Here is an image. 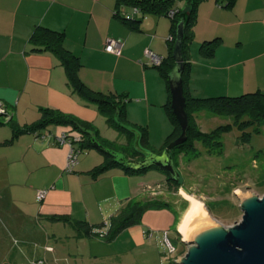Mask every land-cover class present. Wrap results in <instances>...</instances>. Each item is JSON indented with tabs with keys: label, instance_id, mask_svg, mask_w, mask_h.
<instances>
[{
	"label": "crops",
	"instance_id": "obj_1",
	"mask_svg": "<svg viewBox=\"0 0 264 264\" xmlns=\"http://www.w3.org/2000/svg\"><path fill=\"white\" fill-rule=\"evenodd\" d=\"M229 2L203 0L198 6L189 47L188 89L195 97L264 90V0ZM184 6L183 2L180 7ZM135 18L140 19L137 28L118 17L116 0H0V103L4 109L0 114V187L23 215L53 225L64 223L76 231L67 219L85 221L100 235L111 230L112 217L130 203L159 196L163 189L158 188L165 184L169 189L166 175L159 177L157 169L158 173L150 169L129 174L114 166L93 175L105 157L84 147L81 154L89 151L81 158L80 154L74 171L65 172L68 146L59 144L56 137L62 133L82 137L78 131L53 124L15 136L9 121L21 127L31 124L41 117V108L49 107L89 123L112 141L106 116L96 103L72 91L58 57L34 49L30 38L43 26L64 33L65 47L79 58L81 80L121 101L129 124L144 131L147 146L163 149L174 131L167 109L171 92L162 70L149 64L145 50L169 56L172 19L141 13ZM109 38L122 43L121 54L105 50ZM215 38L220 41L214 53H202L203 42ZM200 112L195 113L196 120ZM155 174L157 178L152 177ZM40 189L47 190L42 201L36 196ZM141 218L114 240L126 236L135 247L150 250L156 235H168L173 227L181 233L183 217L176 218L171 208H150ZM107 242L112 244V239Z\"/></svg>",
	"mask_w": 264,
	"mask_h": 264
},
{
	"label": "rangeland",
	"instance_id": "obj_2",
	"mask_svg": "<svg viewBox=\"0 0 264 264\" xmlns=\"http://www.w3.org/2000/svg\"><path fill=\"white\" fill-rule=\"evenodd\" d=\"M177 2L182 5L184 1ZM196 121L202 131L208 133L220 126H229L219 137L220 150H211L203 141H196V157L191 160V154L175 157L181 189H168L165 184L158 188L163 192L151 199L167 202L176 218L179 214L183 217L190 205L186 190L203 203L212 219L229 227L242 218L238 192L264 196V124L241 127L234 116L206 109L201 110ZM126 142L125 135L112 127V143L124 145ZM145 148L154 153L163 151ZM160 173L166 175L159 170V177ZM155 175L152 177L157 178ZM3 192L0 187V264H177L176 259L187 252L188 241L183 240L184 236L174 227L168 232L174 249L167 243L165 233L155 236L150 250L135 247L126 236L108 244L101 234L82 238L84 236L64 223L53 225L27 213L23 215L10 194L3 196ZM150 208L156 207H146L144 212Z\"/></svg>",
	"mask_w": 264,
	"mask_h": 264
},
{
	"label": "trees",
	"instance_id": "obj_3",
	"mask_svg": "<svg viewBox=\"0 0 264 264\" xmlns=\"http://www.w3.org/2000/svg\"><path fill=\"white\" fill-rule=\"evenodd\" d=\"M177 1L178 0H116V15L128 22L133 28H137L140 19L135 18L136 14L133 13L134 8L139 9L140 13L143 15L156 14L168 17H170V10H176L175 15L170 17L172 19L170 54L164 59L160 66H157L162 70L163 75L169 82V73L176 65L173 58V47L179 18L183 13L188 12L183 47L185 67L182 78L183 92L186 99V110L189 115L190 125L187 131V140L182 144L173 147L171 149V153L174 160L177 155L191 154V157L189 158L191 160L198 155L195 146L196 141H203L211 150H220L221 142L219 141V137L223 131L229 128V126H220L212 132H204L195 119V113L206 109L216 114L234 116L236 118V122L241 127L252 123L261 126L264 124V90H257L239 96H215L206 98L195 97L189 92L188 80L189 70L191 67V63L189 61V47L194 38L192 26L197 17L198 6L203 0H181L185 3L184 7H180ZM233 2L234 0H230L229 4H232ZM128 11H131V13H128ZM30 41L34 45V49L36 51H51L58 57L62 65L65 67L68 82L72 91L84 100L96 103L100 112L106 116L108 124L120 133L124 134L127 138V142L124 145L112 143V141L103 138L99 131L93 128L89 123L80 120L72 114L49 107L41 108L42 114L37 121L22 127L15 123L14 120L10 119L9 121L12 122L14 127L15 136L24 132L38 131L53 124L70 126L73 130L78 131L82 135L83 138L79 143L81 148L95 149L102 153L105 157V161L93 169V175H97L114 166H120L129 174H141L149 171L150 169L160 170L156 166L140 169L131 168L118 159V155H116L118 153H122L127 158H142V154L134 146L136 138L135 130L140 133V142L144 148L148 147L145 139V133L140 127L129 124L125 117L121 101L117 100L113 97V95L102 94L91 89L81 80L79 76V58L76 54L65 47L64 33L47 27L38 26L33 32ZM219 41V38L204 41L201 45L202 53L205 55H212L214 53L215 46L219 43ZM167 109L174 123V131L163 150L172 141L177 139L182 131L181 126L173 112L171 100L167 105ZM244 117H246V119H243ZM166 179L169 184V188H175L177 191L181 189V181L177 182L173 180L167 173ZM152 206L164 208L167 207V202L151 198L148 201L141 200L138 202H132L126 208L121 210L118 215L112 217L111 230L101 235L107 240H113L122 229L130 225L137 224L145 208ZM67 221L71 222L75 226L79 236L99 235V233L94 231L93 227L88 225L85 221H71L70 219H67ZM178 234L180 235L179 232ZM181 242L184 243V241Z\"/></svg>",
	"mask_w": 264,
	"mask_h": 264
},
{
	"label": "water",
	"instance_id": "obj_4",
	"mask_svg": "<svg viewBox=\"0 0 264 264\" xmlns=\"http://www.w3.org/2000/svg\"><path fill=\"white\" fill-rule=\"evenodd\" d=\"M187 16L188 12H185L179 18L173 47L176 65L169 73L171 106L181 126V134L161 153H154L141 145L140 133L135 130L134 146L143 157L132 159L122 153L116 154L119 160L131 168L156 166L177 182L181 181V176L171 149L187 140L190 125L182 78L185 67L183 47ZM2 113L4 109L0 103V114ZM237 195L243 214L240 221L229 227L212 219L204 205L190 196L196 201V206L184 227L183 240L188 241V248L184 255L176 259L177 264H264V196L241 191Z\"/></svg>",
	"mask_w": 264,
	"mask_h": 264
},
{
	"label": "built area",
	"instance_id": "obj_5",
	"mask_svg": "<svg viewBox=\"0 0 264 264\" xmlns=\"http://www.w3.org/2000/svg\"><path fill=\"white\" fill-rule=\"evenodd\" d=\"M133 13L137 14V13H140V11L139 9L134 8ZM175 13H176V10H170L169 12L170 17L174 16ZM171 39H172V36H170V40ZM105 50L119 55L121 54L122 43L119 40L109 38L106 40ZM145 56L148 58L149 64L152 66H156V67L160 66L165 59L163 56L158 55L157 53H155L154 51L150 49L145 50ZM7 119H9V117H7ZM56 140L59 144L68 146V155H67V161L64 167V171L69 172V173L73 172L74 168L78 164L79 156L82 152V149L79 146V143L82 140V137L80 135H78L77 137V135L62 133L60 135H57ZM46 194H47L46 189L38 190L37 195H36L37 200L42 201L46 197ZM165 238H166L167 243L171 246L172 244L170 242V239L168 238L167 233H165ZM171 248L174 249V247L172 246Z\"/></svg>",
	"mask_w": 264,
	"mask_h": 264
},
{
	"label": "bare ground",
	"instance_id": "obj_6",
	"mask_svg": "<svg viewBox=\"0 0 264 264\" xmlns=\"http://www.w3.org/2000/svg\"><path fill=\"white\" fill-rule=\"evenodd\" d=\"M185 195L187 196V198L189 199V201H190V205H189V208H188V210L186 211V213H185V215L183 216V218H182V221H181V223H180V226H179V230H180V232L182 233V235L184 236V227H185V223H186V220H187V218H188V216L190 215V213L194 210V208H195V206H196V201H198V202H200L199 200H197L196 198H194L193 196H191L190 194H186L185 193ZM193 197L195 200H193L191 197ZM200 203H202V202H200ZM203 204V203H202Z\"/></svg>",
	"mask_w": 264,
	"mask_h": 264
}]
</instances>
